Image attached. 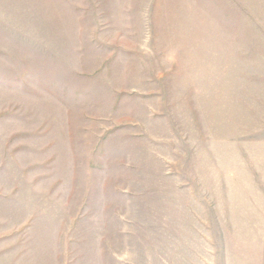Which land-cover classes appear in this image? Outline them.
I'll return each mask as SVG.
<instances>
[{"label": "rangeland", "instance_id": "rangeland-1", "mask_svg": "<svg viewBox=\"0 0 264 264\" xmlns=\"http://www.w3.org/2000/svg\"><path fill=\"white\" fill-rule=\"evenodd\" d=\"M0 264H264V0H0Z\"/></svg>", "mask_w": 264, "mask_h": 264}]
</instances>
